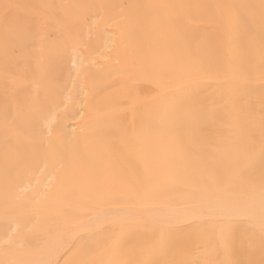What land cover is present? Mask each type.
Segmentation results:
<instances>
[{
    "label": "bare ground",
    "instance_id": "6f19581e",
    "mask_svg": "<svg viewBox=\"0 0 264 264\" xmlns=\"http://www.w3.org/2000/svg\"><path fill=\"white\" fill-rule=\"evenodd\" d=\"M44 1L0 15V264H264V0Z\"/></svg>",
    "mask_w": 264,
    "mask_h": 264
},
{
    "label": "rangeland",
    "instance_id": "374dc122",
    "mask_svg": "<svg viewBox=\"0 0 264 264\" xmlns=\"http://www.w3.org/2000/svg\"><path fill=\"white\" fill-rule=\"evenodd\" d=\"M12 3V0H0V15H2L3 13H5L7 10H8V7H9V4ZM52 6V3L50 0H46L42 3V8L43 9H47V8H50ZM27 13H31L32 12V9H27L26 10ZM58 24V23H57ZM81 39L79 38L78 41H80ZM30 45V42L27 40V39H24L22 40L21 42V45L20 47H14L12 50H11V54L12 56H19L20 55V52L22 49L24 48H27L28 46ZM81 44H77V46H80ZM12 61V58L7 56L6 58V61L5 63L8 64ZM14 205L15 206H18L19 205V200L16 199V201L14 202ZM10 209L8 207V205L6 203H0V221L2 222H6L11 218V213H10Z\"/></svg>",
    "mask_w": 264,
    "mask_h": 264
}]
</instances>
